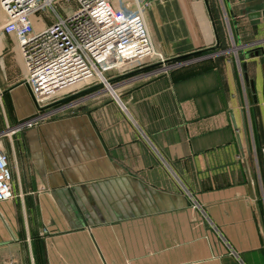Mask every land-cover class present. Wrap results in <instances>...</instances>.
Returning a JSON list of instances; mask_svg holds the SVG:
<instances>
[{
    "label": "crops",
    "instance_id": "obj_1",
    "mask_svg": "<svg viewBox=\"0 0 264 264\" xmlns=\"http://www.w3.org/2000/svg\"><path fill=\"white\" fill-rule=\"evenodd\" d=\"M135 1L153 52L110 77L114 98L75 87L0 138V264H264V16L247 11L264 0H114ZM25 78L0 31V130L34 114Z\"/></svg>",
    "mask_w": 264,
    "mask_h": 264
},
{
    "label": "built area",
    "instance_id": "obj_2",
    "mask_svg": "<svg viewBox=\"0 0 264 264\" xmlns=\"http://www.w3.org/2000/svg\"><path fill=\"white\" fill-rule=\"evenodd\" d=\"M70 1L74 7H60ZM134 5L129 10L114 0H0L6 14L0 31L16 38L25 83L37 106L84 84L110 86L109 75L123 73L152 54L143 16L147 3ZM42 10L49 12L52 22L36 29L30 17ZM2 134L0 130V138ZM10 181L0 144V201L12 197Z\"/></svg>",
    "mask_w": 264,
    "mask_h": 264
},
{
    "label": "rangeland",
    "instance_id": "obj_3",
    "mask_svg": "<svg viewBox=\"0 0 264 264\" xmlns=\"http://www.w3.org/2000/svg\"><path fill=\"white\" fill-rule=\"evenodd\" d=\"M74 5H75L74 2L70 1V2L62 3L60 7L72 8V7H74ZM48 17H49L48 11L42 10V11H39V12L35 13L34 15H32L30 17V21H31L32 25L34 26V28H35V26H40L41 24H44V26H46L45 18H48ZM148 57L149 56H147V58ZM156 67L150 68L149 72H153L155 70L159 71L160 68L155 69ZM163 69H164V67L161 68V70H163ZM116 74L117 73H115V75ZM109 76H114V75H109ZM109 79H110V77H109ZM97 84H99V83H97ZM109 85L110 86L105 85V84H100L99 86H101L104 89V91L107 92L108 94L110 93L114 98V96L116 95L114 92V90H115L114 85H112L110 82H109ZM79 87H81V86H79ZM71 91L72 90L67 91V92H63L60 95L56 96L54 99L49 100V102L51 101V103H45V104L40 103L41 105H38L35 108L34 114L31 117L24 119L22 122H19L17 124H12V125L6 124L5 127L3 126V129H2L3 134L1 137L4 138L5 142H8V139L10 136H14V135H18V134L22 133V129L27 127V125H28L27 121L29 119H34V121H31V123H30V125H31V124H35L36 122H39V121H45V120H48L50 118L60 116L62 113H66L69 106H72V103L74 102V101H69V99H67L68 94ZM55 100H57L59 102H56ZM117 100H118V98H117ZM9 114H10V112H8L6 110L4 113H2V116L4 115L6 117V115H9ZM6 121L9 122L10 119L8 118ZM3 123H4V121H0V124H3ZM258 163H260L259 159H258Z\"/></svg>",
    "mask_w": 264,
    "mask_h": 264
},
{
    "label": "water",
    "instance_id": "obj_4",
    "mask_svg": "<svg viewBox=\"0 0 264 264\" xmlns=\"http://www.w3.org/2000/svg\"><path fill=\"white\" fill-rule=\"evenodd\" d=\"M247 11H248L249 18H251V19H256L259 16V13L261 11H262L261 12L262 15L264 16V4L250 6L249 8H247ZM254 21H256V20H254ZM252 53L253 54H250V53L249 54H246V57L249 56V55L257 54V50L253 51ZM249 190H250L251 197L254 198L253 190H252L250 184H249Z\"/></svg>",
    "mask_w": 264,
    "mask_h": 264
},
{
    "label": "trees",
    "instance_id": "obj_5",
    "mask_svg": "<svg viewBox=\"0 0 264 264\" xmlns=\"http://www.w3.org/2000/svg\"><path fill=\"white\" fill-rule=\"evenodd\" d=\"M152 68V67H151Z\"/></svg>",
    "mask_w": 264,
    "mask_h": 264
}]
</instances>
